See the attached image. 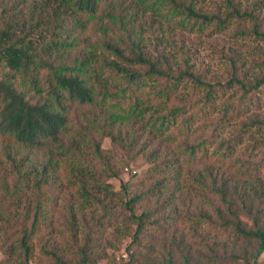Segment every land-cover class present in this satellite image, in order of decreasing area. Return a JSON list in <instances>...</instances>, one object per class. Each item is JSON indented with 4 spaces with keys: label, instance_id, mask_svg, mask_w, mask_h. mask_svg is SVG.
Masks as SVG:
<instances>
[{
    "label": "rangeland",
    "instance_id": "374dc122",
    "mask_svg": "<svg viewBox=\"0 0 264 264\" xmlns=\"http://www.w3.org/2000/svg\"><path fill=\"white\" fill-rule=\"evenodd\" d=\"M233 2L252 10L264 32V0ZM195 7L221 17L230 10L227 0H196ZM177 19L151 22L146 13L135 29L149 54L171 53L177 68L205 83L186 78L174 90L169 105L188 100L187 113L169 129L175 140L143 147L141 139L126 148L101 138L111 169L97 164L102 175L89 179L87 199L62 163L41 189L47 193L28 258L20 237L24 210L35 203L29 191L11 197L3 190L14 172L0 150V264H264V252L254 259L257 239L223 222L234 221L231 208L245 230L264 228V82L255 86L264 78V37L254 33L253 18L234 17L223 29L192 19L182 27ZM206 84L213 87L209 100ZM190 115L188 134H179ZM193 145L198 153L189 158ZM210 173L226 177L227 201ZM133 196L138 200L128 206Z\"/></svg>",
    "mask_w": 264,
    "mask_h": 264
},
{
    "label": "trees",
    "instance_id": "16d2710c",
    "mask_svg": "<svg viewBox=\"0 0 264 264\" xmlns=\"http://www.w3.org/2000/svg\"><path fill=\"white\" fill-rule=\"evenodd\" d=\"M227 1L230 10L221 17L197 9L196 0H0V150L14 172L11 183L4 180L3 190L11 197L29 191L35 203L24 210L20 246L25 258L40 224V198L47 193L41 189L62 163L87 199L89 179L102 175L97 164L111 169L101 138L126 148L141 139L143 147L160 137L175 140L169 129L187 113L188 100L169 105L176 99L173 92L186 78L203 83L187 68H177L171 53L149 54L135 30L137 20L148 13L151 22L154 17L158 23L178 18L176 24L183 27L192 19L223 29L234 17H247L254 19V33L264 37L252 10ZM262 82L264 78L256 80L255 86ZM206 85L209 100L213 87ZM191 116L181 120L179 134H188ZM186 148L189 158L199 149ZM197 175L204 183L206 174ZM209 175L212 184L219 183L214 191L227 201L226 177ZM136 200L138 196L130 198L128 206ZM231 210L234 221L223 222L257 239L258 259L264 252V228L245 230Z\"/></svg>",
    "mask_w": 264,
    "mask_h": 264
}]
</instances>
